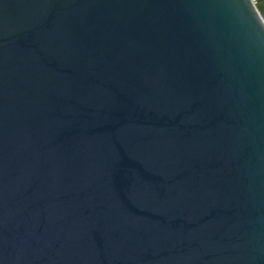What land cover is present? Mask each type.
Segmentation results:
<instances>
[{"label":"water","instance_id":"1","mask_svg":"<svg viewBox=\"0 0 264 264\" xmlns=\"http://www.w3.org/2000/svg\"><path fill=\"white\" fill-rule=\"evenodd\" d=\"M264 0H0V264H264Z\"/></svg>","mask_w":264,"mask_h":264},{"label":"crops","instance_id":"2","mask_svg":"<svg viewBox=\"0 0 264 264\" xmlns=\"http://www.w3.org/2000/svg\"><path fill=\"white\" fill-rule=\"evenodd\" d=\"M261 14H262L263 17H264V9H261Z\"/></svg>","mask_w":264,"mask_h":264},{"label":"built area","instance_id":"3","mask_svg":"<svg viewBox=\"0 0 264 264\" xmlns=\"http://www.w3.org/2000/svg\"><path fill=\"white\" fill-rule=\"evenodd\" d=\"M252 2H255L256 0H251Z\"/></svg>","mask_w":264,"mask_h":264}]
</instances>
